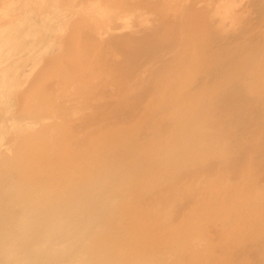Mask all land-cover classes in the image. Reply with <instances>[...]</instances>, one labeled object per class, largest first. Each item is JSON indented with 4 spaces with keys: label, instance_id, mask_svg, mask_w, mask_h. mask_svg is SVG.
I'll return each instance as SVG.
<instances>
[{
    "label": "rangeland",
    "instance_id": "1",
    "mask_svg": "<svg viewBox=\"0 0 264 264\" xmlns=\"http://www.w3.org/2000/svg\"><path fill=\"white\" fill-rule=\"evenodd\" d=\"M3 2H6V0H0V10H6L4 7L2 8ZM92 4H97L100 7V13L93 15L92 10L94 8H91ZM13 10V13L7 11L10 18L5 16L0 19V26L6 24V22L16 25L11 14H20L21 18L28 24H35L36 27L42 24L48 28V32H40L37 38H33L31 42L29 41V45H32L30 53L33 55L28 56L29 61L26 62L25 66L30 65L35 58L39 61L33 74L28 79L27 87H35L34 89L41 87L43 92L39 97V103L45 105L48 102L47 97L53 91L54 79H59L65 85L69 83V80H76L83 88L80 101L82 98L84 99L75 104L82 112H80V118L81 116L84 118V124L81 126L86 128L87 131L82 127L81 130L86 135L84 142L87 145L92 139L96 142L97 139H100L98 137L106 136L110 131L122 130V132H127L128 128L136 126L138 118L145 114L149 121L151 120L150 123L154 124H151L152 127L154 126L151 127V131H154L153 134L158 133L157 137L163 135L165 128L170 126V122L176 125L177 120L179 121L178 126L182 128V123L187 124L188 122L186 119H189V122L196 121V124L193 122V124L190 123L191 126H188L191 133L185 130L187 133L185 141L190 142V144H186L184 141L181 143L185 132L182 131V134H180L181 131L179 132L180 136L182 135V139L177 145L178 150L181 151L180 153L185 151L186 154V150L190 149H196L200 152L198 147L203 144L202 142L207 144L209 148L207 151H201L200 155L204 154V157L201 155L200 159L204 162L201 160V163H199L200 160H197L198 163H194L196 167L199 164L197 168L195 167L196 170L192 168L194 167L193 164L185 163L187 158L189 159L185 155L180 156L185 157L186 161L180 157L178 159L180 161L173 159V162L177 161L181 164L184 161L183 164H186L188 169L190 166L193 173H189L188 169H185L186 165L184 167L179 163L181 166L178 165L179 169H177V165L175 166L172 163L171 167L175 168L171 171L176 169L174 172L176 176L173 177L174 182L172 180L168 187L172 186L173 188H171L176 190L172 193L171 188L165 187V190L160 185L163 187L161 188L162 192H157L159 196L168 190L169 193L162 194V198H166L165 196L169 194V197L167 195L170 199L168 205L171 206L174 202L171 206L173 210H171L172 216L170 217V223H175V226L172 225L173 230L176 226L178 228L182 227L181 221H183L182 219L186 214L193 215L195 212H199L193 217L195 218L193 226L185 224L187 228L189 227V230L191 228L194 230L197 224L196 229L198 231L195 229L193 233L191 231V234L190 232L187 233V228H185L186 232H184L185 230L182 232L180 230L170 231L172 227L167 226L168 233L165 227L163 234L166 233L169 237L164 234L166 239L163 242V238H165L163 234L159 237L162 240L157 237L159 234H156L157 238H155L156 229L154 233H152L154 229L151 231L152 236L145 226L143 232L149 231V235H146L145 232V236L141 237L143 233L138 232L136 228L134 230V225L137 224L134 222L136 221L134 210H132L134 206L132 203L122 202L127 192L124 189L115 195L117 200L115 210L117 211L114 212L117 213L119 218L123 217L122 222L125 221L124 216L129 215L128 217L133 219H130L131 223H134V225L131 224L129 219L126 218L127 216L125 217L126 223H120L124 225L123 227H126L125 224L129 223L133 227V229L128 230L133 232L134 237L130 233L131 238L126 239L130 236L126 237L124 235L126 238L122 242L130 245L131 252L127 257L130 260L135 259L137 261L138 255L147 256L148 247L154 248L155 246L161 252L169 251L177 255L176 251L179 252L181 249L183 251L190 250L187 244L193 237L191 235L197 233L199 237L204 235L205 238H208L209 243H206V245L213 257L211 264H264V0H16ZM30 25L28 26L30 27ZM33 57L35 58L33 59ZM84 60L85 62H83ZM10 61H12L10 58L6 60L4 53L1 54L0 65L10 64ZM18 65V63H15L10 66V70L8 68V78L15 76L14 67ZM181 67L183 68L182 71H186V68L189 69L187 74L189 78L187 75L183 76V74L179 75V78L177 77V74H181L177 71ZM175 68L177 69L175 70ZM172 79H174V82H172ZM88 80L93 82L89 84ZM25 89L22 93L0 95V144L8 145V142L9 145L13 144L14 140L12 141V139L14 137L10 126L11 122L22 120L25 112L27 113L31 107L26 102H22V97H28V92L31 90ZM161 89H166L165 92L169 89V95L174 97L176 104L182 105L183 103L184 106L185 104H188L186 107L189 106L188 109L182 107L183 110L177 108L175 110L176 114H173L175 121H173V117L170 120L166 119L167 122L164 119L163 125L162 121L159 122L161 119L158 115H161L160 113L165 109L166 112H164L167 113V109L169 110L171 107H168L169 103L164 102L163 99H165L166 94L161 92ZM162 93H164V96ZM189 104H191V108ZM148 105L152 107L145 111L144 106ZM41 108L42 110L35 115L36 117H42L51 111L44 107ZM62 109L63 113H60L63 115L61 116H63L64 122L67 121L65 123L66 130H63L62 134L67 132L69 134L66 135L74 137L76 133L81 131L80 126L74 125L73 118L70 119L68 116L66 118L67 112L64 111L66 108ZM177 111H179V114ZM180 111L188 114L182 112V116H179ZM183 114H186L188 118L187 116H185L186 118L183 117ZM61 116L59 115V117ZM179 117H182V120ZM82 118L79 120H82ZM183 118L187 122L183 121ZM192 126H195V128L193 127L194 131H191L193 130V128L191 129ZM178 128L176 126V129ZM10 132H12L11 137ZM147 136L151 140L155 139L151 137V134ZM192 139L195 140L194 143ZM129 142H133V140ZM94 144L88 145L89 151L92 152ZM189 145L191 146L189 147ZM182 147L184 148L181 150ZM35 152L31 151V155ZM96 157L99 160V156ZM142 157L143 154L141 155L137 151L135 153L136 160L133 162L134 165L136 164L135 167L139 164L137 168L139 178L136 171L130 174L132 176H129L131 179L136 174L133 178L135 182H133L138 187L140 186L139 182L153 174L152 169L148 165L149 168L144 165L147 161L145 156L143 157L145 159H142ZM141 161H143L142 164L145 167L141 166ZM148 169L151 170L147 171ZM166 169L168 168L166 167ZM143 174L144 177H142ZM188 174L191 177H188ZM191 179L199 180L196 191L193 190L195 187H192ZM205 182L209 188L204 185ZM218 182L222 184V187L218 185ZM172 183L174 185L170 186ZM251 189L252 192L256 191L253 194H260L259 202L254 201L252 203L253 201H251L253 205L246 198L251 195ZM220 190L224 195V197L222 196L223 199L220 198L227 204L224 206H231L232 208V206L235 207L238 204L235 207L238 209L237 211L243 213L245 211L244 214L241 212V217L240 212L231 211L233 213L228 215L231 218L230 221H236V225H241L242 219L246 217H253V215V219L256 216L258 217L254 220H258L259 224H257L258 221L255 223L252 220V223H244L241 226L242 228L240 227L244 231L242 235L241 233L237 234L238 240L233 237L232 230L221 231L226 218H222L223 213L220 212L222 208H217L219 207L218 203L214 200L217 196L216 192L219 193ZM151 194L148 193V197H146L147 195L144 196L146 203H149L153 198L155 199L156 195L154 193L155 197H149ZM208 195L212 196H209L211 199L207 197ZM158 196L153 201L156 202L161 195ZM151 201L148 205L144 204L149 206L152 204ZM196 201H199L201 205L199 202L198 205H195L197 204ZM208 203L210 204L206 205ZM128 206L131 209L130 211ZM196 206H198V211L197 209L194 210L197 208ZM209 206L213 207L210 208ZM217 212H220V214ZM213 214L216 215L213 216ZM232 214L235 216H232ZM203 215H206V218L203 217L205 220L201 217ZM218 216H221L220 219ZM148 217L150 219L154 217L153 220H156L155 215L151 216L149 214ZM172 220L175 221L171 222ZM157 225L153 224L152 228H157ZM147 228H150V225ZM161 228H164V226ZM158 230V232H162V229ZM218 231L223 233L219 234ZM136 232L139 234H136ZM171 232L172 237L176 239L170 240L172 238ZM206 232L209 235L205 236ZM229 232H232V236L231 233L229 235ZM121 234L122 232L117 235ZM117 235L113 234L116 239L113 244L118 247L119 244L117 243L123 236L116 237ZM146 236L153 237L152 241L149 237V240L153 243H151L152 246L148 243L149 240H141ZM138 237L139 241L137 240ZM110 238H112V235H110ZM157 239L159 240L157 241ZM145 244L150 245L145 246ZM138 245L140 248L137 247ZM156 247L155 249H158ZM212 247L215 248V251ZM193 255L200 258L198 256L201 254L195 252ZM176 257L178 258V256ZM197 258L193 259L195 263L198 262ZM178 260L181 261V259ZM187 260H184L185 262L181 261V263L185 264L189 261ZM190 264H193V261H190Z\"/></svg>",
    "mask_w": 264,
    "mask_h": 264
},
{
    "label": "bare ground",
    "instance_id": "2",
    "mask_svg": "<svg viewBox=\"0 0 264 264\" xmlns=\"http://www.w3.org/2000/svg\"><path fill=\"white\" fill-rule=\"evenodd\" d=\"M15 4H16V0H6V2H3L2 8L4 7L6 10H2V9L0 10V19H3V17L5 16L6 18H8L9 15L7 14L9 12L7 13V11L13 13L14 12L13 7H15ZM91 8L92 9L94 8L92 10L93 15L98 14V12L100 11V7L97 4L94 5L92 4ZM11 16L15 20L16 25L9 24L8 22H6V24L0 26V56L2 53H4L6 60H9V58L12 60L10 61V64L5 63L6 65L4 64L0 65V69L2 68L0 71V95L1 94L6 95L9 93L17 94L19 92L22 93V91H24L25 88H27V90L31 89L30 92H28L29 93L28 97H22L23 98L22 102H26L27 105H31V107L29 108V111L27 113L25 112L24 118H22V120L20 121L15 120L14 122H11L10 126L12 127L13 130L12 132L14 137V139H12V141L14 140V142L12 141L11 142L13 144H11V142H10L11 145H9V142L8 145L0 144V264H183L181 263V261L187 260L188 257H189L188 259L189 261L188 260L187 261L189 263L186 262L187 264H190V261H193V264H211L213 261L212 260L213 257L211 256V253L208 251L206 245V243H209L207 241L208 238H205L204 235L202 237H199V234L197 233H196L197 235L196 234L191 235L193 237H191L190 241L187 244L189 245L190 250L188 249L183 251V249H181L179 250V252L176 251L177 255L173 253L175 255L174 256L169 251L161 252V250H159V248L156 246L155 247L158 249H155V247L154 248L148 247L147 252L148 251L149 252L147 256L138 255L137 261L135 259L130 260L129 257H127L128 254L131 252V248L129 247L130 245L127 242H126L127 244H124L122 242L123 240H125L124 238L130 236L129 235L130 233L131 234L133 233L131 231L129 232L128 230L130 228L133 229L132 225H130L131 223L130 219H132V217L130 218L128 217L129 215L127 216L125 214L127 216V217L124 216L125 221L127 218L129 219L130 223L125 224L126 227H123L124 225L123 224L121 225L120 223H126V222L125 221L122 222L121 220H123V217L119 218L117 216V213L114 212L117 211L115 210V208L117 207V200L115 195L125 189L127 194L126 196H124L125 198L122 200V202L123 203L128 202V204L132 203V205L134 206V209L132 208V210H134V214H135L134 217L136 221L134 222H136L137 224L135 223L136 225H134L133 222L131 224L134 225V230L136 228V230L138 229V232L140 231L141 234L143 233L141 237L145 236V232L146 235H149L148 233L149 231L151 235L152 233H154L156 229L154 233V237L159 238L162 236L161 234H163V229H165V227L167 230V226L169 228L172 227L170 231L173 230V226H175V223L174 224L170 223V217L172 216L171 210H173V207L171 206L173 205L174 202L172 203L171 206L170 204L168 205L169 203L168 200H170L168 198L169 194H167L168 197L166 195L165 196L166 198L164 197L162 198V194L165 195L166 194L165 192H167L168 190L161 193L160 194L161 196L159 195L160 197L157 195V192L159 193L162 192L161 188L163 187L165 190L166 188H169L168 187L169 183H171L173 177L176 176V174H174L176 169H174V171H171V169L175 168V167H171L172 163L175 166L177 165V167L181 163L179 162L180 163L179 164L177 161H174L176 162V164H174L173 159L178 160L180 158L182 159L184 158V160L186 161L185 157H189V159L187 158V162L185 163L189 165L193 164L192 166L194 167L192 168L196 170L199 164H197L196 167L194 163H198L199 160H200L199 163H201L202 160L200 159L201 155L202 157H204V154L200 155L201 151H207L209 149L207 144L202 142L203 144L199 145L198 147L200 152L196 149L195 150L190 149L192 151L186 150V152L189 154L187 153L185 154L184 153L185 151L180 153L181 152L180 149L178 150L177 145L179 141L182 139V135L180 136V134L185 132V130L190 132L189 130L190 128H188V126H191L190 123L193 124L194 121L189 122V119H186L188 121L187 122L185 120L186 118L185 116L187 115L183 114V117H185L183 118L184 119L183 121H186L187 124H183L184 122L182 121L183 123L181 128L177 124L179 121L176 120V125H173L170 122V126L165 128L164 133L162 132L163 133V135L161 134L162 137L160 134H159L160 137H157L158 133L153 134L154 131L153 132L151 131V127H152L151 126L152 123H150L151 120L149 121L146 115L143 114L138 118L137 125L130 126L127 132L126 131L122 132V130H118V131L114 130L107 133L106 136L98 137L100 139H97L96 142L94 139H92L88 145L90 146L91 143L92 144L95 143L93 145L94 149L92 150V152L89 151L90 148H88L87 143L84 142L86 135L81 130L82 127L81 125L84 124L83 122L84 118H82L81 116L82 120H79L81 119L80 118L81 111L80 108L75 104L80 101L81 99L80 97L82 96L83 93V88L74 79L69 80V83H66L65 85L62 84L60 80L56 78L54 79L55 85L53 91H51L49 97H47L48 98L47 104L45 105L40 104L39 97L42 94L43 89L41 87H37L36 89H34L35 87H27L28 79L31 77L35 67L38 65L39 59L33 57V59L35 58V60H33V62L31 61L30 65L28 66L25 65L26 62L29 61L28 56L31 57V55H33L30 53L32 45L29 44L31 40L33 38H37L40 32L43 33L48 32V28H46L42 24L37 25V27L35 24L30 25L27 22H25L23 18H21L20 14H13V15L11 14ZM28 25H30V27ZM83 62H85V60ZM15 63L19 64L18 65L19 67L18 66L14 67L15 76L13 78L10 77L8 78L7 73L11 68L10 66ZM80 64H82V62H80ZM17 68L19 69L17 70ZM176 69L177 68H175V70ZM182 70H183L182 67L177 70L178 73H181V74H177V77L179 75L181 76L182 74L183 76H186L188 74L189 69L186 68V71H182ZM187 77L189 78V75H187ZM172 80H173L172 82H174V79ZM92 82H93L92 80H88L89 84H91ZM170 84L173 85L174 83H170ZM165 90L161 91L166 94V97L163 100L167 104L169 103L168 107H171V109L169 110L167 109V113H165L166 109L164 110L165 112L164 111H162V113L159 112L161 114L158 115L159 119H161L159 122L161 123L162 121V125L164 119L166 121V119L170 120V118L173 117V114L176 112L175 110H177V108L183 110L182 107H186L188 105L185 104L184 106L183 103L182 105H178V103L176 104L175 99H173L174 97H171L169 95L170 94L169 89H167L168 92L167 91L165 92ZM164 93H162V95ZM180 94L182 95V93ZM83 99L84 98H82V100ZM0 104H1V97H0ZM189 105L191 108L192 107L191 104ZM41 107H44L48 111L49 110L51 111L47 115H44L42 117H36L35 115H37V113H40V111L42 110ZM60 107L66 108L64 110L67 112V115L65 116L66 118L67 116L70 119L73 118L75 122L74 125L80 126L81 131L78 133H76L75 131L76 136L74 135V137L73 136L69 137L68 135H66L69 134L67 132L66 134H62L63 130L64 131L66 130L65 123H67V121L64 122L63 116H61L63 114L60 113V112L63 113V109ZM150 107L152 106L151 105L144 106L145 111L148 110ZM188 107L186 108L188 109ZM184 111H180L179 116H182L181 115L182 112L187 113ZM177 112L179 114V111ZM59 115L61 117H59ZM179 118H181L182 120V117ZM172 119L173 121H175L174 117ZM78 126H76V128H78ZM164 126L166 125L164 124ZM176 126L179 128L176 129ZM193 127L195 128V126H192L191 129ZM194 128L191 131H194L195 130ZM84 129L85 131H87L86 128ZM12 132H10V137ZM150 134L152 135L151 137H154L155 139L151 140L147 136ZM186 134H187L186 132L183 134L184 138L183 140H181V143L183 141L186 142L185 141V139H187ZM193 139L192 142L194 143L195 140ZM130 140H133V142H129ZM197 141L199 142L198 139ZM186 144H190V142H186ZM191 145H189V147ZM129 146L131 147L128 148ZM184 147H182L181 150ZM136 149L141 155L143 154V157L145 156L147 161H145L144 165L146 166L148 165L153 170V171L151 169L147 170V171L151 170L153 174H150V177L147 176V178H144V180H142L143 182L141 181L142 184L141 182H139L140 183L139 187L137 186V184H134L135 181L133 178L136 176V174L135 176L133 175V177L131 178L133 180H131L129 177L132 176L130 174H133L134 171L136 172L138 171L137 168L139 164L137 165V167H135L136 164L135 165L133 164V162H135L137 158V157L135 158V153L137 152ZM31 151L33 152L36 151V152L34 154L32 153L31 155ZM180 155L181 156L185 155V157H181ZM198 155H200V157H198ZM96 156H99L98 158L100 161L97 160ZM143 157L142 159H145ZM142 162L143 161H141V164ZM202 162L204 161L202 160ZM183 163L181 165L185 167L186 164ZM144 165L142 164L141 166L145 167ZM166 167L168 169H166ZM81 169L83 170L80 172ZM177 169H179V167ZM185 169L186 170L188 169L187 165ZM77 170L79 173L77 172ZM192 170L193 169H191V167L189 166L188 172L190 173ZM144 174L142 177H144ZM138 176L139 173L137 174V177ZM189 176L190 174H188V177ZM199 178L201 179V177ZM198 181H199L198 179L190 180V182L192 183V187H195L193 188V190L195 191L197 188ZM160 185H162L163 187ZM171 185L174 184L172 183L170 184V186ZM204 185H207V183ZM218 185L222 187V184H219V182ZM172 188L170 190H172L171 192L173 193V191L176 189H172ZM252 189L250 192L251 195L250 196L248 195L246 197L250 201V203L251 201H253L252 203H254V201L260 200L259 197L260 194L257 193L253 194V192L256 191L252 192ZM193 190H191V192H193ZM176 192H174V194L177 195L178 192L177 193ZM148 193L150 194L152 193L151 195H149V197L156 195V197L154 196L155 199L153 198L154 200H156L157 196L159 198L157 199L156 202L153 201V199H151L152 201L151 200L150 201L152 202V204L146 206L150 204V201L149 203H146V201H144V196H146ZM217 193L218 192H216V195L218 197L216 196L215 197L216 199L214 198V200L215 202L218 203L219 207L217 208L220 207L222 208L220 209L221 210L220 212L223 213L222 218L223 217L226 218V220H224L225 223L224 222H223L224 224L222 223L223 230L221 229V231H229L230 229L234 233L233 237L238 236L240 233L242 235L244 230L241 229L242 228L241 226L244 223L246 224L252 223V220H254L257 216L254 219H253L254 215L253 217L250 216L246 217L245 219H242L243 223L241 222V225H236L237 222L236 221L232 222V220L230 221L231 218L230 216L228 217V215L233 213L231 211H234L237 213L240 212L239 214L241 217V214L243 212L237 211L238 209L235 208L236 206H238V204L235 207L232 206V208L231 206H229L230 208L228 206H224L227 205L226 202L225 201L223 202L222 200L223 199L222 196L224 197V195H222L221 190L219 191L218 194ZM209 196L210 195H208L207 197L209 198ZM146 197H148V195ZM227 201L229 202V200ZM196 202L197 204H195ZM196 202L194 204L198 205L199 201ZM144 203H146V205ZM199 204L201 205L200 202ZM209 204L210 203L206 205ZM169 206L172 209H170ZM196 207L197 208H195L194 210L197 209L198 211L199 210L198 206ZM209 207L212 208L213 206L212 207L209 206ZM253 208L255 207L253 206ZM130 210L131 209L129 207V211ZM205 210L207 209L205 208ZM220 212L217 213L220 214ZM132 213L133 212L131 211V215L133 216ZM197 213L199 212H195L193 215L186 214L182 219L183 221H181L182 222L181 224L182 227H180L181 229L176 226L174 230H180L181 232L185 230L184 232H186L185 228H187V226L190 225L193 226L195 224V218L193 217ZM201 213L203 214V212ZM149 214H151V216L155 215L156 220H153L154 218L153 217L151 218L152 221L150 222L151 219L148 217ZM206 215L201 216L202 219L206 218ZM214 215L216 214H213V216ZM233 215L234 214H232V216ZM219 217L221 216H218V218ZM198 219L199 217L197 218V220ZM154 221L156 222L154 223ZM173 221L175 220H172L171 222ZM209 222L210 224H212L211 221ZM151 223L152 225L153 224L157 225L158 223L160 225L159 226L157 225L156 226L157 228H152ZM257 224H259V221ZM149 225L150 228H147V226ZM145 226H146V230L149 231L143 232ZM160 226L161 227L164 226V228H161ZM195 226H194L195 227L194 230L197 228V224ZM224 226L228 229H226ZM199 227L201 226L199 225ZM188 228H187V233L190 232L191 234V231L193 233L194 231L192 230L193 228H191V230H189ZM158 229H162L161 230L162 232H158L159 231ZM196 230L198 231V229ZM121 232H122L121 235H117ZM125 232L127 233V235ZM222 233L223 232H219V234ZM230 233L232 236V232H229V235ZM113 234H116L117 235L116 237L123 236L119 241V243H117L119 244L118 247L115 244H113V242L116 240ZM136 234L139 233L136 232ZM156 234L157 235L159 234L160 236L159 235L157 236ZM164 234L163 236L165 238H163V242L164 239H166V235H167ZM110 235H112V238L113 237L114 238L113 239L110 238ZM207 235L209 234L208 233L205 234V236ZM152 236H149L151 238V241L153 239ZM149 237L146 236V238H141V240L142 239L149 240L150 239ZM171 237H172V232H171ZM129 238H131V236L127 237L126 239ZM173 238L176 239L175 237H172L170 238V240ZM237 238L238 237H236V239ZM159 239H157V241ZM137 240L138 241L140 240L139 237ZM151 241L149 240L148 243L151 244L152 243ZM211 243L210 245L212 246ZM152 244L150 246H152ZM149 245L145 244V246H149ZM137 247H139V245ZM169 248L171 249V247ZM214 249L215 248H213V251H215ZM156 250H159L160 252ZM195 252H200L201 255L198 256L200 258H197L195 255H193V253L195 254ZM176 256H178V258ZM183 257L187 259H184ZM190 257L192 258L196 257L198 262L195 263L193 259L196 258L192 259ZM178 259H181V261Z\"/></svg>",
    "mask_w": 264,
    "mask_h": 264
}]
</instances>
